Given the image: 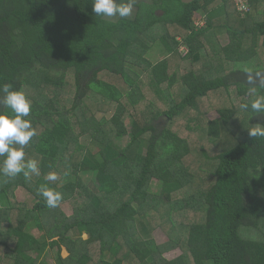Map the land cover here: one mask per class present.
Masks as SVG:
<instances>
[{
  "label": "trees",
  "instance_id": "obj_1",
  "mask_svg": "<svg viewBox=\"0 0 264 264\" xmlns=\"http://www.w3.org/2000/svg\"><path fill=\"white\" fill-rule=\"evenodd\" d=\"M137 1L133 16L111 19L93 12V0H0V84L33 100L24 119L35 135L23 146L24 163L39 168L34 179L0 172V264H46L48 248L57 249L56 264H264V137L248 135L264 127V112L251 109L264 97L256 84L264 73V0H251L245 18L233 0ZM155 44L166 56L151 63ZM186 59L192 69L180 75ZM212 111L218 118L208 120ZM191 157L197 170L186 165ZM84 172L95 174L92 187ZM50 173L56 181L46 180ZM41 184L61 192L57 207L38 194ZM21 187L33 208L14 200ZM146 225L165 230L168 241L143 240L138 229ZM75 235L88 236L85 258L75 255ZM174 249L179 257H163Z\"/></svg>",
  "mask_w": 264,
  "mask_h": 264
},
{
  "label": "clouds",
  "instance_id": "obj_2",
  "mask_svg": "<svg viewBox=\"0 0 264 264\" xmlns=\"http://www.w3.org/2000/svg\"><path fill=\"white\" fill-rule=\"evenodd\" d=\"M134 0H93V12L102 16L127 17L131 14ZM249 83L254 81L249 80ZM10 83L0 84V92L4 93V103L14 115L0 113V156H4L3 166L0 172L7 177H15L23 173L28 178L31 174L39 175L38 164L35 160L24 163L25 153L23 146L27 145L30 139L35 135L31 122L24 117L29 115L31 102L26 98L22 91L12 90ZM247 104H242L241 108L247 109ZM251 109L255 112H264V97L257 98L251 103ZM249 137H264V127H253L248 130ZM13 145H19L16 148ZM47 181H56L57 175L50 173L46 177ZM38 194L46 199L48 207H57L62 200V194L59 191L41 184L38 188Z\"/></svg>",
  "mask_w": 264,
  "mask_h": 264
},
{
  "label": "rangeland",
  "instance_id": "obj_3",
  "mask_svg": "<svg viewBox=\"0 0 264 264\" xmlns=\"http://www.w3.org/2000/svg\"><path fill=\"white\" fill-rule=\"evenodd\" d=\"M137 2H145L150 4V0H139ZM136 11V7L132 8L131 14L129 15L130 17L134 15V12ZM201 15L198 14L196 16V22L200 23L202 21H200ZM111 19H114L113 17ZM204 23V22H203ZM202 24V23H201ZM218 41L222 44V45H226L229 42L228 36L225 33H221L220 36L218 37ZM181 53L182 56H186L188 53V49L186 48H181ZM205 55V54H204ZM166 56L165 52L162 50L161 47H159V45L155 44L152 46V48L149 50L148 54L146 55V58L149 62L151 63H156L157 61L163 59ZM188 58V57H187ZM177 63V62H176ZM192 69V62L191 59H186L183 60L179 66H178V70H179V74L180 75H184L186 73H188L190 70ZM176 70V69H175ZM256 84H260L264 86V73H260L257 77H256ZM146 84V83H145ZM147 87L144 86V88ZM177 87L172 88L171 91H173V94H175ZM149 92V90H148ZM26 96V98L31 102V104L33 103V100L27 95V91L24 90L23 92ZM150 95H153V97L155 96V92L150 89ZM246 100V97H243L242 100ZM228 100L230 102H232V104L236 105L237 104V99H236V93L235 90H232V92L228 95ZM241 101V100H240ZM161 103V102H159ZM162 104V103H161ZM1 107V111L6 112V113H10L11 109H9L7 107V105L4 103V101L1 103L0 105ZM112 113H110L111 115ZM99 117H101V115H99ZM73 118V123H75V126L78 127L77 128V132L78 134H80V128L78 126V120L76 117H72ZM218 118V114L216 111H212L207 115V119L208 120H215ZM131 121H132V117L128 116L125 120H124V126L127 129V131L130 130V126H131ZM186 123H188L187 121H185ZM166 124V121H160L158 123V128H162L164 125ZM179 125H184V121H181L179 123ZM91 138L89 135H84V136H80V144L83 147H88L90 144ZM117 144L120 148H124L127 143L129 142V137L128 135H125L123 137H121L120 139H118ZM210 151L211 152H215L214 145L211 146L210 145ZM216 151L218 152V150L216 149ZM186 165L190 166L192 170H197L198 169V163L197 160L193 157H191L189 159L188 162H186ZM31 178L34 179V175L31 174ZM82 180L89 185V187H92L91 183L94 182V178H95V174L92 172H84L81 174ZM64 184V183H63ZM59 185V184H58ZM159 184L156 180H153L151 183V187L150 190L152 192H156L159 190ZM14 200L19 203L20 205L26 206L28 208H33L34 204L36 203L35 198L31 195L30 192H28L26 189L24 188H18L15 191L14 194ZM62 210L65 212V214H67L68 216H71L73 214V207L71 204L69 203H63L61 205ZM235 208V207H234ZM144 224V223H143ZM146 229H138V233L140 234L141 238L143 240H153L155 242V244L157 245H161V244H165L168 241V235L167 232H165V230H163L162 228H159L157 226L154 227H149V226H145ZM34 236H36L40 241H44V236L43 234L37 230L35 227L31 228L29 230ZM74 237H77V249L75 252V255L77 258H85L88 256L89 251L87 248V244H86V240H88V236L87 235H83V236H79V235H75ZM56 250L57 249H53V248H48L46 250V253L43 255L42 257V261L45 262L46 264H56ZM93 250V249H92ZM91 250V251H92ZM182 251L180 249H174L172 251H169L167 253H165L163 255V257L167 260H173L177 257H179L181 255ZM69 254L66 250L63 251V256L67 257ZM108 259L110 261H113V258L111 256L108 257Z\"/></svg>",
  "mask_w": 264,
  "mask_h": 264
},
{
  "label": "built area",
  "instance_id": "obj_4",
  "mask_svg": "<svg viewBox=\"0 0 264 264\" xmlns=\"http://www.w3.org/2000/svg\"><path fill=\"white\" fill-rule=\"evenodd\" d=\"M251 0H233V4L237 10V13L242 17L245 18L248 14L252 12L251 7ZM200 23L196 22L198 28L204 27L206 22L204 19H200ZM204 22V23H203ZM202 23V24H201Z\"/></svg>",
  "mask_w": 264,
  "mask_h": 264
},
{
  "label": "water",
  "instance_id": "obj_5",
  "mask_svg": "<svg viewBox=\"0 0 264 264\" xmlns=\"http://www.w3.org/2000/svg\"><path fill=\"white\" fill-rule=\"evenodd\" d=\"M195 0H182V2L183 3H185V4H190V3H192V2H194ZM164 13L162 12V11H157L156 12V15L157 16H162Z\"/></svg>",
  "mask_w": 264,
  "mask_h": 264
}]
</instances>
